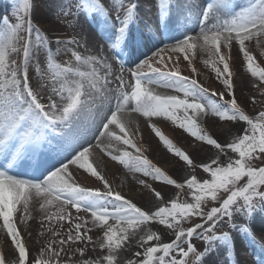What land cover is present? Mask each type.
I'll return each instance as SVG.
<instances>
[{
  "label": "snow or ice",
  "instance_id": "6c2138e0",
  "mask_svg": "<svg viewBox=\"0 0 264 264\" xmlns=\"http://www.w3.org/2000/svg\"><path fill=\"white\" fill-rule=\"evenodd\" d=\"M156 4L161 25L169 27L176 0H156ZM137 7L135 0H108L107 4L105 0H58L53 23L57 24L56 31L71 30L73 34L66 40L57 35L50 39L36 25L31 18L33 0H15L12 19L7 15L0 17V226L13 245L15 264H190V256L197 258V264H203L204 257L218 246H226L231 253L237 236L255 239L251 222L257 212L264 214V166L257 167L253 161L264 157V111L253 118L238 104L229 58L222 52V45L230 51L234 41L238 44L247 72L259 81L255 86L261 88L264 66L250 53L246 41L264 36V0H249L238 9L234 8V0H209L196 33L170 36L173 43L133 62L134 68L129 69L132 79L126 80L124 56L136 42L131 25L137 19ZM110 12L116 14L115 24ZM81 16L86 23L98 26L119 62L118 74H114V65L107 56L83 55L79 50L81 41L88 39ZM77 29H81L79 37ZM197 48L211 58L212 70L230 100H224V93L210 94L196 79L181 74V54L191 65ZM41 50L46 55L43 69ZM60 54H67L70 59L57 62ZM30 68L37 73L35 86ZM44 71L51 79L47 100L41 95L42 89L49 86L41 82ZM154 86L177 94H160ZM260 95L264 97V88ZM216 96L219 101L212 99ZM252 102H257L255 97ZM132 112L149 121L164 118L218 153L226 154V149H230L238 158H230L226 166L220 164L219 158L212 159L210 164L200 165L210 178L201 181L193 175L186 185L178 183L137 147L131 121L125 119ZM209 115L220 121L243 122L246 128L222 145L198 123ZM150 126L169 152L193 167L189 154L155 124ZM92 129H96L95 144L88 140ZM101 138L139 153L133 155L124 150L120 155H111L112 160L163 185L176 189L186 186L191 190V202L177 197L170 200V206H160L150 213L114 191L90 161L93 147H101ZM70 166L102 181L106 191L81 186ZM22 168L29 172L22 175ZM139 183L151 188L144 180ZM151 191L156 199L163 200L160 191ZM33 201L39 202L47 232L60 239L50 240L38 257L30 259L18 224L27 227ZM209 201L217 206L205 211ZM18 212L21 215L17 216ZM81 212L90 218L81 216ZM193 217L202 222L185 228L184 224ZM153 222L173 230L174 240L161 243V236L150 227ZM65 223L68 228L62 235ZM56 225L59 228L54 231ZM224 225L227 230L218 233L217 229ZM94 229L102 230V239L94 241L89 234ZM39 234L43 236L44 232ZM194 240L205 243L204 252L198 251ZM57 244L58 248L54 247ZM89 245L93 252L99 248L103 255L86 256ZM133 245L141 251H135L125 262L122 254ZM61 253L66 257L64 261ZM0 264H6L2 253ZM259 264H264V256Z\"/></svg>",
  "mask_w": 264,
  "mask_h": 264
},
{
  "label": "bare ground",
  "instance_id": "6f19581e",
  "mask_svg": "<svg viewBox=\"0 0 264 264\" xmlns=\"http://www.w3.org/2000/svg\"><path fill=\"white\" fill-rule=\"evenodd\" d=\"M149 0H135L138 7L137 10L141 13V18L139 23H142L140 33H139V39L136 41V45L139 43H144L146 41H151L152 38L157 39V43L154 44V46L151 48V50H148L149 56L153 55L154 52L157 49H162L166 45H169L173 43L174 41L170 39V36L174 35H181L185 32H191L196 33L200 26V16L201 12L204 9L205 5L209 2V0H188V3L185 4V0H176V7L172 9V15L170 19L168 20L169 27L165 28L161 25L160 21L157 23L153 20L146 21L147 19L151 18L152 16L149 14V11L147 8H145V5L148 3ZM108 0H105V3L107 4ZM249 2V0H234V8L238 9L242 5H245ZM58 0H51L45 2V8L49 10L47 13H42L36 16L35 23L42 26V29L48 33L49 38H52L53 35H58L59 31H56V26L53 23H49L50 20V14H53L55 11V8L57 6ZM50 13V14H49ZM81 24H83V30L88 33V39L87 42L81 41V46L79 50L83 55H97V56H107L110 59V62L114 65V74H118L119 71V62L115 59L112 52L108 48V44L103 40L99 28L96 24H88L84 21L83 18H80ZM158 21V17H157ZM157 23V24H156ZM210 23V22H209ZM160 26V27H159ZM81 29L76 30V35L79 37ZM131 31H133V28L131 26ZM73 34V33H72ZM143 37V38H141ZM257 38V37H254ZM68 39V38H67ZM257 44L254 46H247L248 50L254 53H251L255 58L256 61L259 64H262V60H264V36L257 38ZM134 45L133 47H136ZM70 47V46H69ZM130 48L132 52L134 53V48ZM257 51L255 52V50ZM130 50V51H131ZM223 53L228 56L229 58V65L230 70H232V79L240 78L245 85H247V82L251 80V78H248L245 80L243 77H239V69L242 67H246V62L243 60L242 54L238 50V44L234 41L231 47V50L229 51L222 45ZM165 55H167L165 53ZM175 56V54H173ZM144 58H138L136 60L137 62L142 60ZM205 61H209V63H205ZM211 58L209 55L201 50L200 48H197L195 56L192 58V64L189 65L188 61L183 59V55L181 54V59L179 60V67L181 70V74L184 76H187L189 78H194L198 81L199 84L203 85L204 87L209 89V93L212 92L217 93L216 86L214 84L211 85L209 83L213 78V73L211 67ZM74 63V60H73ZM169 66L172 67V62H169ZM222 68V65H217ZM131 68H134L131 66ZM193 68H195V72H193ZM130 66L124 67V72L127 74L129 73ZM185 71V72H183ZM247 81V82H246ZM155 87V86H154ZM155 91H157L160 94L164 95H174V90L167 89L163 87H155ZM48 97V96H47ZM47 97L44 98L47 100ZM214 97H212L213 99ZM126 120L131 121L130 128L131 132L133 134L132 138L134 139L135 143L137 144V147L141 149L142 154L145 153L148 149L150 151H154V163L157 164L158 162H165L168 161L169 156L167 154L163 153L162 151H158L161 148L155 143V138L152 140V136L154 135V132L151 129V124H155L157 127L161 129V131L172 141L176 140L175 142L178 145H187V143L191 140L189 136L182 135L181 137H178V135H174L173 132H171L172 124L170 121H167L164 118H152L151 121H149L147 118L143 117L142 115L132 112L129 116L125 117ZM219 120L218 117L214 116H207L203 119L199 120L198 123L202 125H213L217 123ZM234 124L229 125L226 127L223 131L220 133H212L213 137L218 140L219 143L222 145H226L227 143H230V140L235 134V131L232 129ZM114 126H110V128H113ZM212 127V126H210ZM118 132V129H117ZM96 129H92V132L88 134V140L95 144V135ZM193 139V137H192ZM223 142V143H222ZM111 143V147H107ZM101 147H93L92 149V155L90 156V161L94 164L97 171L100 172L101 175L105 177V179L109 182L110 186H114L115 189H118L119 186H116V183L119 182L120 187H125L127 191H131L129 195H126L129 197L130 200L140 201V203L143 206V209L148 210V212H154L156 211L160 206H163L169 198L173 195L174 191L172 188L168 187L167 185L163 184H155L152 183L151 188H148L147 191L144 189H141L142 192L139 197L133 192L134 187L136 185V180L138 179V176L136 172H130L128 169H126L122 164L118 163L117 161H114L111 159V155H120L124 150L130 151L133 153V155H139L136 153L135 149H132L126 145L123 144H117L115 142H110L106 138L100 139ZM190 151L194 154V160L201 164H210L213 157L216 155V151L213 147L210 145H201L196 143L193 147H188ZM157 151V153L155 152ZM156 153V154H155ZM35 164V162H34ZM34 166V165H33ZM180 168L182 171H187V165H176L175 167H170L169 165L165 166L164 171L167 173L172 169ZM21 174H25L29 172L28 168H22ZM70 171H74V167L70 166ZM74 176L76 179V182L81 184L83 187H88L92 189H99L100 191H106V189H103L98 186V181L100 184H103L102 181L97 180L95 177L91 176L90 174L84 172V170L74 171ZM179 179L182 178V173L180 171ZM151 189H156L161 192L163 196V200H158L152 193ZM123 195V193H121ZM125 196V195H123ZM30 212H31V219L27 222V227L24 225L18 224V227L20 228V231L22 235L24 236L27 246L29 248V251H34L37 253V257L39 255V251L42 250L45 245L43 244L45 242V238L41 236L39 233L41 231L44 232V234L47 232V222L44 221L42 223V217L43 212L39 208V202L33 201L32 205H30ZM74 212V210H73ZM17 216L21 215V213H17ZM81 216H85L86 218H90L89 214L80 213ZM264 221V214L257 212L255 217L253 218L251 222V228L254 233L255 239L249 240L248 238H245L243 236H237L235 239V247L234 250L229 253L226 246H218L215 251L210 252L208 255H206L203 259V264H244V258L245 254L244 251H247L249 247H252L253 245H258L259 247L264 248V224L262 223ZM96 241V239H94ZM255 243V244H253ZM257 243V244H256ZM55 247V246H54ZM67 247V246H66ZM41 248V249H40ZM58 248V247H57ZM92 245H89V252L86 253V256L90 258H99L103 253L99 248H96V250L93 252ZM134 249V250H133ZM139 246L133 245L128 249L126 253L122 254V258L126 262V258L129 257V255L138 251ZM206 249V247H205ZM204 249V251H205ZM203 251V252H204ZM0 253L4 254L6 257V264H15V259L13 256V245L11 244L10 238L7 237L5 230L2 226H0ZM63 258L66 259L64 255L61 254ZM61 257V258H62ZM78 258V257H77ZM261 259V258H260ZM260 259L257 263L259 264Z\"/></svg>",
  "mask_w": 264,
  "mask_h": 264
},
{
  "label": "rangeland",
  "instance_id": "374dc122",
  "mask_svg": "<svg viewBox=\"0 0 264 264\" xmlns=\"http://www.w3.org/2000/svg\"><path fill=\"white\" fill-rule=\"evenodd\" d=\"M47 1H51V0H33L34 9L32 10V14H31V18H32L33 21H35L36 16H38L39 14H42V13H45V12L47 13L49 11V10H47L45 8V2H47ZM14 2H15V0H0V17H3L5 15H7L9 17V19H12V11H13ZM147 2L148 3L145 5V8H147V10L149 11V14L152 17L147 19L146 21L149 22V21L153 20V23H154V21H156L158 23L160 20H159L158 14H157L156 0H149ZM136 11L138 13L137 19H136L135 23L133 25H131L132 28H133V36L135 38L137 37V35H136L137 34V30L142 26V23H139L142 11L140 12L139 9L138 10L136 9ZM50 17H51L50 18L51 21L49 23L51 24V23H53V14H50ZM110 17H111L112 22L115 24L116 23V14L114 12H110ZM157 17H158V21H157ZM68 18L71 19V17H68ZM80 18H83V16H81ZM61 19H63V17ZM53 24L57 27V24H55V23H53ZM36 25L39 26L43 32H45L42 29L41 25H38V24H36ZM71 35H72V32L70 30L67 33L59 31L57 36H60L61 39L66 40ZM257 41H258L257 38H253L250 41H246V47L247 46L256 45L258 43ZM52 47L54 49L56 47V45L53 44ZM256 51H257V49L255 50V52ZM222 52H223V50H222ZM251 53H254V52H251ZM39 59H40V63H41L42 69L45 68L46 55H45L43 50H41ZM56 59H57V62H62L63 63V62L68 61L70 59V57L67 54H60V55H58L56 57ZM262 61L263 62L260 65L264 66V60H262ZM183 72H185V71H183ZM212 73H213L214 76L212 77L213 79L209 83H211V85L214 84L216 86V89L218 91L217 94L224 93V100H230L231 97L228 95V93H227L226 89L224 88L223 84L216 78L215 73L214 72H212ZM239 74H240L239 77H243L245 80L248 77V78H251V80L249 82L246 81L247 85H245L244 82L240 78L232 79L233 80V85H234L233 91H234L235 98H236L238 104L246 112V114H248L251 117L255 118L258 115L259 111H264V97H261V95H260V92H261L262 88H264V85H262L261 88H257L255 85H257L259 83V81L257 79H255V78L251 77V75L247 72V68H244V67L242 68L241 67L239 69ZM29 75H30V79L32 80L33 85L35 86L36 85L37 73H35V71L30 68ZM124 77H125L126 80H131L132 79L130 74H127L126 72H124ZM41 82L42 83H46V84L49 85L47 88H44L41 91L42 97L46 98L47 96H49L51 94V79H50V74L47 73V71L43 72V74L41 76ZM253 97L256 98V101H257L256 103L252 102ZM213 99L219 101V96H216ZM231 124H234L232 129L235 131L234 136L230 140V142H231L233 139L236 138V136L242 134L243 130L246 128V125L243 122H239V121L231 122V121H220V120H218L217 123H215L213 125L210 124V125L205 126V125L200 124V126L205 130L206 133H208L210 135H213L212 133H214V134L216 133V136H217L218 132L220 133L221 131H223L226 127H228ZM210 126H212V127H210ZM170 131L173 132L174 135L177 134L178 137H181L182 135L189 136V138L191 140L187 143V145H184V146L183 145H178L175 142L176 140L175 141L173 140V142L181 150H183L187 154H189L192 159L194 158V154L190 151V149H188V147H190V146L193 147V146H195L196 143L201 144V145H206V144H204L202 142L196 141L194 138L192 139V137L188 133H186L183 129H180L176 125L172 124V127H171ZM153 139L155 140L156 144L158 142L157 145L161 148L158 151L159 152L162 151L163 153L167 154V156H169L168 161L166 160L165 162H160V163L158 162L156 164V166L160 167L162 171H164L166 165H169L172 168L175 167L177 164L186 166V164L182 160H180L178 157H176L174 154H172L171 152H169L167 150V148L163 145V143L159 140V138L155 135V133L152 136V140ZM215 151H216V153H215L216 155L213 157V159L219 158V162H220L221 165H225L226 166V164L228 162H230V158L231 159L238 158L237 154L231 153L230 149H226V154H220V153H218V150H216V149H215ZM153 152L154 151H150L148 149L147 151H145V153L143 155L146 156L148 159H150L154 163V160H156V159L153 158L154 157ZM155 152L157 153V151H155ZM137 154H139V153H137ZM253 163L257 167L264 166V157H262L258 161H253ZM200 165H203V164L198 163V162H196L193 159V167H188L187 166L188 168H187L186 172L182 171L180 168H177V170L174 168V169L170 170L167 173L165 171L164 172H165V174L169 175L170 177L176 179L178 183H184L186 185V181L188 179H190L191 176H193V175H195L201 181H203L205 178H210V177H208V175L206 173L203 172V170L200 167ZM213 167H215V165H213ZM180 171L182 173V178L179 179L178 175H180ZM136 174L138 176V179H135L136 180V185L134 187L133 192L137 195V197L140 196V194L142 192L141 189H144L146 191L148 189V188H145L144 185H141L139 183L140 180H144L145 183L148 184V185H150L152 183L162 184L160 182L153 181L150 177L143 176L142 173H137L136 172ZM97 183H98L99 187L103 188V184H100L99 181ZM117 185L119 186L118 189L114 188L115 185L113 187L111 186V188L114 191H118L120 193H123V195H125L124 197L126 199H129V197L126 196V195H129L131 191L130 190L127 191V189L125 187H120L122 185H120L119 182L116 183V186ZM168 187L172 188L175 191H174L173 195L169 198V200L164 205H169L170 206V200L171 199H175L177 197H179L180 201L187 200V201L191 202V190H189L186 186H185L184 189H176L173 186H168ZM133 202L136 203L137 206H139V207H141L143 209V206L140 203V201H137L135 199V201H133ZM211 206H217V205H215L213 202L209 201L207 206L205 207V211H209ZM145 211H148V210H145ZM73 213L75 214V212H73ZM258 213L260 215V212H258ZM200 222H202V221L199 218L193 217V218H191L190 222H187V223L184 224V227L188 228V227L194 226L196 223H200ZM110 223H111V221H110ZM262 223L264 224V221ZM150 227H151L152 231L156 232L158 235L161 236V241H160L161 243L171 242L175 238V232L173 230L167 229L163 225H159L158 223L153 222L150 225ZM58 228H59V225H56V228H54V231L56 229H58ZM67 228H68V225L65 223L63 225V229L61 230V234L62 235L67 231ZM46 229H47V227H46ZM224 230H227V225H224L223 228H218L217 229L218 233L222 232ZM89 234L93 236V239H96V240L102 239V230H100V229H94ZM43 237L45 238L44 239L45 242L43 243L44 245H46L47 242H49L52 239H56L57 241L60 239V237H54L52 235V233H49V232H46L43 235ZM193 242L196 244V247H197L198 251H200V252L204 251L206 245H205V243L202 240H200V241L194 240ZM153 244H155V242H153ZM253 244H255V243H253ZM54 246L58 247V244L54 245ZM80 246L81 245H73L72 247H80ZM184 247L186 248L187 246L184 245ZM138 251H141V249H138ZM61 254L64 255L63 253H61ZM133 254L134 253L132 251V253L129 255V257H127L126 259L132 258ZM244 254H245L244 264H255V263L258 262V260L260 258H262V256H264V248L259 247L258 245H255V246L253 245L252 247H249L247 249V251H244ZM36 257H37V253H35L34 251L30 252V259H33V258H36ZM177 258H180V257L177 256ZM64 260H65V258L62 257L61 261H64ZM189 260H190V264H197V258H194V257L190 256Z\"/></svg>",
  "mask_w": 264,
  "mask_h": 264
}]
</instances>
